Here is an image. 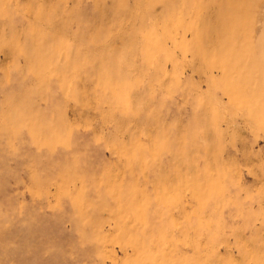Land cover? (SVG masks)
Returning a JSON list of instances; mask_svg holds the SVG:
<instances>
[{
	"label": "rangeland",
	"instance_id": "374dc122",
	"mask_svg": "<svg viewBox=\"0 0 264 264\" xmlns=\"http://www.w3.org/2000/svg\"><path fill=\"white\" fill-rule=\"evenodd\" d=\"M0 264H264V0H0Z\"/></svg>",
	"mask_w": 264,
	"mask_h": 264
}]
</instances>
